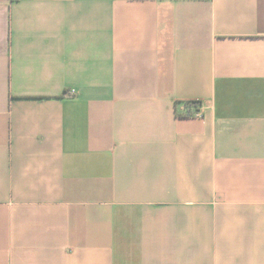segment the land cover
<instances>
[{"label": "crops", "instance_id": "obj_1", "mask_svg": "<svg viewBox=\"0 0 264 264\" xmlns=\"http://www.w3.org/2000/svg\"><path fill=\"white\" fill-rule=\"evenodd\" d=\"M0 264H264V0H0Z\"/></svg>", "mask_w": 264, "mask_h": 264}, {"label": "built area", "instance_id": "obj_2", "mask_svg": "<svg viewBox=\"0 0 264 264\" xmlns=\"http://www.w3.org/2000/svg\"><path fill=\"white\" fill-rule=\"evenodd\" d=\"M197 103H198L197 107L192 109L188 117H191V118H201L202 117V103L201 102H197ZM183 113H186V111L183 110Z\"/></svg>", "mask_w": 264, "mask_h": 264}, {"label": "trees", "instance_id": "obj_3", "mask_svg": "<svg viewBox=\"0 0 264 264\" xmlns=\"http://www.w3.org/2000/svg\"><path fill=\"white\" fill-rule=\"evenodd\" d=\"M197 102H186L183 103V108L186 113L181 114L180 116H189L190 112L192 111L193 108L197 107Z\"/></svg>", "mask_w": 264, "mask_h": 264}]
</instances>
